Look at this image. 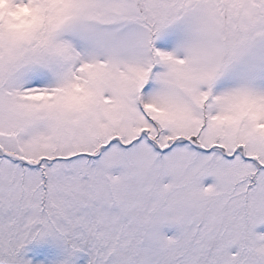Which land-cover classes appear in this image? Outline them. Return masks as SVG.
I'll list each match as a JSON object with an SVG mask.
<instances>
[{
  "label": "snow or ice",
  "instance_id": "obj_1",
  "mask_svg": "<svg viewBox=\"0 0 264 264\" xmlns=\"http://www.w3.org/2000/svg\"><path fill=\"white\" fill-rule=\"evenodd\" d=\"M0 264H264V0H0Z\"/></svg>",
  "mask_w": 264,
  "mask_h": 264
}]
</instances>
